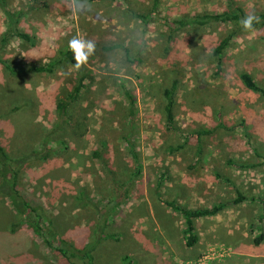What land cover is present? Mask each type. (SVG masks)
<instances>
[{
	"label": "rangeland",
	"instance_id": "374dc122",
	"mask_svg": "<svg viewBox=\"0 0 264 264\" xmlns=\"http://www.w3.org/2000/svg\"><path fill=\"white\" fill-rule=\"evenodd\" d=\"M123 1L4 0L0 53L16 68L48 62L74 37L95 45L79 68L63 63L52 73L12 76L0 66V142L15 156L31 152L17 184L52 217L57 239L49 237L60 242L58 248L75 252V264H84L77 254L79 238L91 240L94 228L115 236L94 242L91 264H264V257L254 255L264 249V202L258 200L264 198V97L244 88L238 77L239 71L248 72L264 86V27L235 36L218 71L209 52L230 23L190 27L177 21L220 13L225 0H157L146 24L130 15ZM125 1L133 12L151 9L152 0ZM234 2L246 16L264 12V0ZM167 24L179 28L172 39ZM13 28L30 39L19 38ZM116 43L137 61L126 62L119 49H102ZM81 74L85 88L71 111L75 122L83 118L85 132L73 139L65 135L68 129L53 134L55 104ZM173 78L178 79L175 130H169L159 92ZM125 92L134 100L131 122ZM130 128L137 163L121 138ZM185 134L199 136L207 152L196 158L189 142L170 152ZM102 158L111 168H122V178L139 170L128 196L113 206L107 201L111 190L104 193ZM160 175L167 200L187 208L229 205L188 223L157 199ZM236 191L248 199L231 203ZM16 223L10 199L0 190V264H69ZM192 235L195 241L187 246Z\"/></svg>",
	"mask_w": 264,
	"mask_h": 264
},
{
	"label": "trees",
	"instance_id": "16d2710c",
	"mask_svg": "<svg viewBox=\"0 0 264 264\" xmlns=\"http://www.w3.org/2000/svg\"><path fill=\"white\" fill-rule=\"evenodd\" d=\"M125 8L128 9L130 15L135 18L141 20L142 24H146L149 17L153 16L156 10V2L157 0L151 1V9L146 14H140L138 12H133L130 10L128 3L124 0ZM5 2L4 0H0V7H4ZM5 15L7 18L11 19V13L6 12ZM257 17V21L254 23L253 28H257L258 26L264 27V12L259 14H254ZM155 16V15H154ZM244 10L240 8L237 4H235L234 0H225V9L220 13L216 14H193L186 16L185 18L179 19L177 22L178 26H198V25H206L212 22H221V23H230L231 28L227 31V33L220 38L213 48L210 50V59L213 62L216 69L219 71L223 69L224 62V51L231 43V40L240 34H243L246 30H244L240 25V20L245 17ZM158 20L161 21L160 18ZM170 26L169 24H167ZM171 39L174 37L173 33L179 28H171ZM14 34L21 39L29 40V36L24 32L18 31L17 28H13ZM170 36L168 37V41ZM170 39V40H171ZM102 49L105 51L108 50H115L119 49L122 51L123 57L128 63H133L137 61L135 56H131L128 48H126L121 43L111 44L108 46H102ZM75 60L73 58V53L68 46L61 48L57 51V55L53 56L48 62L42 64H35L31 66H27L26 70L16 68L12 65L5 57H3L0 53V66L4 71L12 76H18L19 74L24 73L25 71H33V72H44V73H52L54 69L63 63H74ZM239 82L240 84L246 88L247 90L258 94L264 97V86L259 84L257 80L253 78V76L245 71H239L238 73ZM85 75L81 74L71 89L67 92L64 99H58L55 104V111L57 120L52 127H56L53 130V134H60L61 132H67L65 134L68 136L69 139L81 137V135L85 132V125L83 123V118L80 116L79 122L74 121V112L71 111V108L74 104L77 103V100L81 97L82 92L85 88ZM177 84L178 79L173 78L170 81V84L164 88H162L159 92L161 100H162V114L164 115V125L166 129L175 130V120H174V103H175V93L177 91ZM151 88V87H149ZM127 98V105H128V113L129 115L126 116L130 122L133 116V108H134V100L133 96L130 92H125ZM220 124V122H219ZM218 124V126H219ZM131 127V124H130ZM132 129H128L126 132L121 134V138L125 141V146L128 150V153L134 163L138 162L137 154L134 150V144L131 140ZM184 142L182 144L169 146L168 149L170 152L177 151L178 149L182 148L185 142H189L195 145V153L196 158L201 156V154H205V143L199 139L197 136L195 139L192 138L191 134L184 135ZM63 146H66V141L63 137L58 140ZM47 142V141H46ZM45 142V143H46ZM44 143V144H45ZM42 142L40 146L44 145ZM101 146H106V142L103 141L100 143ZM19 153V152H18ZM31 152L26 151L23 152L21 155H13L9 153L3 143L0 142V190H3L8 198L10 199L11 205L16 215V224L17 225H25L27 226L33 234L40 239V241L45 244L50 249L57 251L61 254V256L69 263L75 264L71 262V258L74 257L76 254L75 252H68L66 249L58 248L59 241L50 238L49 235L56 237L57 239V232L54 227L53 219L47 214V211L43 206L38 204L30 195L29 192L22 189L17 184V175L20 166L24 164L27 160V157H30ZM30 154V156H29ZM34 156V153H32ZM98 149L94 150V157H98ZM103 170L106 171L107 178L105 180V189L111 190L112 196L108 201V206H113L118 199L122 201L126 196H128L129 187L132 185V181L139 170L134 171L130 177L126 179L122 178L120 174V169H113L109 166V162L101 159ZM162 176H158L157 183L154 186V191L157 199L168 206L171 210L178 212L186 222H190L191 219L200 218L204 216L213 215L222 209H224L227 205H229L228 201H220L210 207H198V208H187L183 205L178 204L175 200H167L165 199L161 192L160 188L162 185ZM217 179L221 178L220 174L217 172L215 174ZM228 183L230 182L229 179H225ZM243 194L239 191H236V196L233 198V204L241 203L247 200ZM250 199H256L252 197ZM261 202H264V198H259ZM95 208V207H94ZM98 210V209H97ZM95 208V211H97ZM100 213V210L97 212ZM105 222H102L104 224ZM115 235L104 233L102 228H94V231L91 236V240L89 238L81 237L78 240L79 249L77 250V254H79V259L83 261L84 264H91V261L94 260L95 256L90 251L91 247H94V242H103L104 240L111 239ZM93 237V239H92ZM95 239V240H94ZM195 236L186 237L185 243L187 246H190L194 243ZM92 242V243H90ZM125 257L123 258V260Z\"/></svg>",
	"mask_w": 264,
	"mask_h": 264
},
{
	"label": "clouds",
	"instance_id": "9594fccd",
	"mask_svg": "<svg viewBox=\"0 0 264 264\" xmlns=\"http://www.w3.org/2000/svg\"><path fill=\"white\" fill-rule=\"evenodd\" d=\"M256 21L257 17L250 14L240 20V25L244 30L250 32ZM68 47L73 53L76 68H79L82 64L86 63L88 57L93 54L95 49V45L92 41L75 37L68 41Z\"/></svg>",
	"mask_w": 264,
	"mask_h": 264
},
{
	"label": "crops",
	"instance_id": "0c3cea01",
	"mask_svg": "<svg viewBox=\"0 0 264 264\" xmlns=\"http://www.w3.org/2000/svg\"><path fill=\"white\" fill-rule=\"evenodd\" d=\"M220 212V211H219ZM218 213V212H217ZM216 214V213H215ZM214 215V214H213ZM211 216V215H210ZM204 217H206V216H204ZM200 218H202V217H200ZM254 255L255 256H261V257H264V249L262 250V251H256L255 253H254Z\"/></svg>",
	"mask_w": 264,
	"mask_h": 264
}]
</instances>
